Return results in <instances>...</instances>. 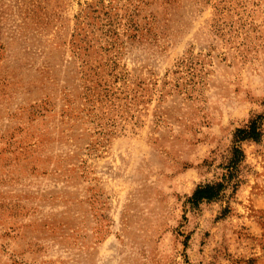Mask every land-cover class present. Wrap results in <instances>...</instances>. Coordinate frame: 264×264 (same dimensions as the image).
Wrapping results in <instances>:
<instances>
[{
    "label": "rangeland",
    "instance_id": "rangeland-1",
    "mask_svg": "<svg viewBox=\"0 0 264 264\" xmlns=\"http://www.w3.org/2000/svg\"><path fill=\"white\" fill-rule=\"evenodd\" d=\"M263 111L264 0H0V264H264Z\"/></svg>",
    "mask_w": 264,
    "mask_h": 264
},
{
    "label": "trees",
    "instance_id": "trees-1",
    "mask_svg": "<svg viewBox=\"0 0 264 264\" xmlns=\"http://www.w3.org/2000/svg\"><path fill=\"white\" fill-rule=\"evenodd\" d=\"M264 111L248 118L243 127L232 134V144L226 164L221 168L218 182L198 186L188 199L191 208L196 209L202 203H209L223 197L227 191L232 194L243 183L242 172L246 170L244 143L258 144L264 136Z\"/></svg>",
    "mask_w": 264,
    "mask_h": 264
}]
</instances>
